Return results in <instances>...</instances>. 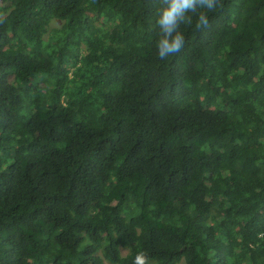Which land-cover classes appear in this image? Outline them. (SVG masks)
Instances as JSON below:
<instances>
[{"label": "trees", "instance_id": "obj_1", "mask_svg": "<svg viewBox=\"0 0 264 264\" xmlns=\"http://www.w3.org/2000/svg\"><path fill=\"white\" fill-rule=\"evenodd\" d=\"M105 262L264 264V0H0V264Z\"/></svg>", "mask_w": 264, "mask_h": 264}, {"label": "rangeland", "instance_id": "obj_2", "mask_svg": "<svg viewBox=\"0 0 264 264\" xmlns=\"http://www.w3.org/2000/svg\"><path fill=\"white\" fill-rule=\"evenodd\" d=\"M60 24H61V21L56 20V19H52L50 22L49 28H57L60 26ZM121 253L123 254L124 251L121 250ZM105 264H109V263L105 262Z\"/></svg>", "mask_w": 264, "mask_h": 264}]
</instances>
